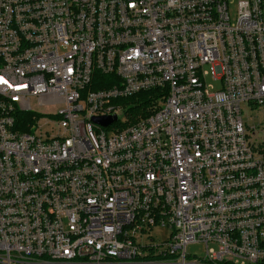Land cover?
<instances>
[{"label": "built area", "instance_id": "1", "mask_svg": "<svg viewBox=\"0 0 264 264\" xmlns=\"http://www.w3.org/2000/svg\"><path fill=\"white\" fill-rule=\"evenodd\" d=\"M0 264H264V0H0Z\"/></svg>", "mask_w": 264, "mask_h": 264}, {"label": "rangeland", "instance_id": "2", "mask_svg": "<svg viewBox=\"0 0 264 264\" xmlns=\"http://www.w3.org/2000/svg\"><path fill=\"white\" fill-rule=\"evenodd\" d=\"M204 71H208V74L206 76V81L207 85L210 87H213L214 89H217L221 85L220 80H216L214 78V75L211 73V66L210 65H205L204 66ZM33 105H35V102L33 101ZM124 115L120 116V121H125L124 120ZM244 120L246 123H249L251 125L256 124L258 125L259 122L261 121L262 117V111H257V110H252L249 107H246L244 109ZM260 130L262 129V126H258ZM152 234L155 236V240L158 241L159 243L164 242L169 238V229L167 227L156 229L152 232ZM206 253V247L202 243H193L188 246V255L190 256H197V257H203Z\"/></svg>", "mask_w": 264, "mask_h": 264}, {"label": "trees", "instance_id": "3", "mask_svg": "<svg viewBox=\"0 0 264 264\" xmlns=\"http://www.w3.org/2000/svg\"><path fill=\"white\" fill-rule=\"evenodd\" d=\"M96 78H97V81L99 80L100 83L99 84L94 83L93 84V88L94 89L101 88L102 86L108 84L107 82H103V79H106V81H107V79H109L106 75L97 73L96 74ZM156 92L157 91H154V90H148L146 92L140 93L139 94V98L142 99V100L149 99V105H150L152 103V100L155 99ZM132 99H134V98H132ZM135 106L137 107V109H140L142 107L141 104H137ZM21 117H22L23 120H26V119H31L32 116L30 114L22 113ZM23 120H22V123H24ZM22 130H28V127H26L24 125V127H22Z\"/></svg>", "mask_w": 264, "mask_h": 264}, {"label": "water", "instance_id": "4", "mask_svg": "<svg viewBox=\"0 0 264 264\" xmlns=\"http://www.w3.org/2000/svg\"><path fill=\"white\" fill-rule=\"evenodd\" d=\"M116 117H93L92 120L95 121L96 123L100 124V125H109L110 123L113 122V120H115Z\"/></svg>", "mask_w": 264, "mask_h": 264}]
</instances>
